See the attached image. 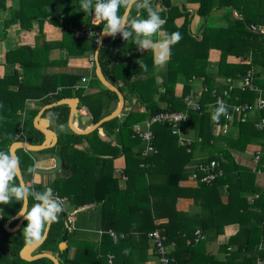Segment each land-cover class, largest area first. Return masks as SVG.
Returning <instances> with one entry per match:
<instances>
[{"label":"trees","instance_id":"obj_1","mask_svg":"<svg viewBox=\"0 0 264 264\" xmlns=\"http://www.w3.org/2000/svg\"><path fill=\"white\" fill-rule=\"evenodd\" d=\"M159 1L166 31L179 32L182 36L172 46L170 60L162 70L155 72L151 51H138L133 40L124 41L119 34L114 39H104L98 53L104 78L122 93L124 100L135 97L143 110L129 111L122 120L116 117L87 135H76L67 127L69 109L53 107L45 110L43 116L55 114L51 121L58 137L56 145L40 152L17 151L24 183L37 191L45 188L31 183L32 173L27 169L34 167L33 155L61 156L64 149L71 151L70 158L59 169L60 176L49 187L77 210L74 214L77 216H73L71 224L64 207L59 222L51 225L46 239L36 250V253L54 254L59 264H109V255L111 264H129L126 254L147 251L149 247L157 257L147 238L155 229L165 237L168 257L175 264H200L199 257L203 255L208 256L203 264H230L235 255L241 258L240 264L264 261V187L256 183V171L264 170V130L256 127L264 119V105L261 109L255 107L259 96L264 100V34L258 30L264 23V0H187L199 4L197 14L204 20L199 28L203 29L201 39L188 31L187 17L180 26L175 24V19L183 15L182 10L170 0ZM4 9L9 10L2 23L4 30L18 25L28 31L37 23L39 33L32 44L8 49L0 64L4 68L0 74V151L8 150L15 141L41 143L43 136L33 127L40 108L29 107L27 102L45 106L71 96L81 74L66 70L68 59L91 55L103 27L92 13L81 11L80 0H0V10ZM213 9L228 10L224 26L207 25ZM232 9L240 18L233 17ZM139 14L147 17L146 10H139ZM137 15L133 8L129 18ZM44 23L59 29L60 35L47 39ZM76 29L92 31L93 35L75 36ZM210 49L220 51L216 63L208 61ZM49 50L56 53L49 55ZM61 53H65L64 57ZM230 57L238 61L231 62ZM138 60L147 65V71L139 68ZM246 78L248 85L242 82L236 85ZM94 79L98 82L95 76ZM196 82L202 89L199 94L194 90ZM178 83L182 84L180 96L175 94ZM76 96L91 115L92 124L109 115L112 105L118 102L116 94L104 86ZM185 98L199 105L198 110H188L187 120L179 125L194 132L192 141L179 144V137L171 134L170 126L151 123L156 152L143 155L145 145L134 136V126L162 112L185 110ZM217 99L226 105L250 107L233 115L226 133L217 131L224 122L223 115L218 121L211 119ZM99 129L108 137L114 136L115 145L101 141ZM253 142L259 147L251 154L252 165L240 164L235 156L249 150ZM256 151L260 159L255 162ZM119 154L125 159L121 175L112 166L113 158ZM210 162L217 165L212 172L213 180H198L196 187L182 186L193 175L200 179L203 176L200 167ZM121 176L126 178L124 187L118 183ZM188 197L200 198L197 202L200 211L195 216L176 208L179 198ZM34 203L29 197L28 208ZM20 208L21 203L15 200L0 205V264H53L47 258L31 262L19 258V251L26 243L21 231L27 221L15 233L5 231L3 224ZM91 208L95 210L89 211ZM82 215L89 220L82 219ZM159 221H166V225L159 226ZM235 223L236 234L219 246L228 257L218 262L206 246L216 242L226 226ZM15 224L16 221L11 226ZM108 231H113L116 237H110ZM196 231L200 233L197 241ZM62 241L68 249L60 252L58 246ZM69 247L74 248L72 257Z\"/></svg>","mask_w":264,"mask_h":264},{"label":"crops","instance_id":"obj_2","mask_svg":"<svg viewBox=\"0 0 264 264\" xmlns=\"http://www.w3.org/2000/svg\"><path fill=\"white\" fill-rule=\"evenodd\" d=\"M170 2L172 5L176 6L178 9L183 11V15L181 17L175 19V21H174L175 24L177 26H180L184 22L185 18L187 17V19L189 20L188 31L192 35L197 36L198 39H201V34H202L203 29L200 30L199 28H200L201 23H204V20L197 14L199 4L198 3H189V2H187V0H170ZM153 3L156 6V10L158 12L162 10L161 1L153 0ZM12 4H13V2H12ZM10 5H11V1L8 2V7ZM182 7H183V9H182ZM217 10L218 9H213L212 13L217 11ZM231 11H232L234 18H240L239 14L235 10L232 9ZM8 15H9L8 9H4L3 13L0 15V44H5L4 36L5 35L7 36L8 35L7 33H14L17 31H18V33L15 36H17L19 38V40L21 41L17 46H20L23 44H32L34 42L35 36L39 33V26L37 25V23H34L32 25L31 30H29V31H25V30L20 29L18 25H13L6 30H4L3 28L1 29V27H3L2 26L3 20L5 18H7ZM164 28H165V25H164ZM258 28L260 29V32H262L264 34V23H261L258 26ZM43 31L45 32L47 39H51L55 34L58 36L60 35L59 29L53 28L52 26L48 25L47 23H44ZM75 31H79V30L76 29ZM8 49H10V48H8ZM8 49L6 47L5 50L0 51V64L4 62L5 53ZM91 55H93V53ZM91 55L89 54L85 57H79V58L74 57V58L68 59L66 70L74 72V73H80L81 79L72 88V91H71L72 95L65 97V98H70V97L78 98L76 96V94H78V93L85 94L88 91L100 90L101 86H103L102 84L99 85L97 82H93L94 76L96 78V75H95L94 62L90 61ZM219 59H220V51L216 50V49H210L208 52V61L211 63H216ZM229 61L237 62L238 59H236L234 57H230ZM164 66L165 65H163V66L155 65V72H159L160 70H162L164 68ZM3 71H4V68L1 67L0 68V74H2ZM82 79H84V81H82ZM157 81H158V83L160 82L159 77H157ZM240 83H241V81L236 83V85L240 86L241 85ZM194 90L196 93L199 94L202 89L198 87V84H195ZM181 92H182V84L178 83L175 86L176 96H180ZM78 100H79V98H78ZM34 103L35 102H32V101L27 102V104H29V107H32V108L36 107V108L41 109L43 107V106H40L39 104H34ZM116 107H117V103L115 105L113 104L111 107V112H113L116 109ZM78 109H79V111H82L83 109H85V110H83L84 112L87 111V109L85 107L81 106L80 102H79ZM142 110H143V106L141 104L137 103V99L135 97H129L127 100H124L123 109L117 118L122 120L124 118V116L126 115V113H128L129 111H142ZM43 114H42V116H43ZM43 117H46V116H43ZM46 118H48V117H46ZM83 125H84L83 127L85 128L87 124H83ZM53 126H55V123L50 120V127L52 128ZM75 126H77V125H75ZM229 130H230V128H229ZM217 131H221L219 126L217 128ZM178 137H179L178 143H179L180 139L182 141L189 142V141H192V139L194 137V132L192 130L187 129L186 127L182 126L179 128ZM98 138L101 141L105 142L109 146L115 145V142H114L115 137L114 136L108 137L107 134L103 131V129L98 130ZM95 143H97V141ZM83 145L86 147L87 146L86 142H84ZM258 147H259V145L257 144V142H255V143L253 142L251 145L248 146L249 150H251L252 153L256 149H258ZM251 154L248 155L245 152L243 154H238L235 157H236V160H238V162L240 164L252 165ZM55 156H57V155H52L50 153L49 154L36 153L35 155H33V159H34L33 160L34 161V167L33 168L35 169V171L31 175V183L37 184L41 188H45V189L50 188L49 186L51 185L53 180L60 176V171L58 170L57 172H55L53 174H47V175L44 174L43 175V174H38L37 170L52 168L55 165V163H54V157ZM70 156H71L70 149H64L62 151V155L59 157L61 158L62 163H63V161L65 159H69ZM112 166H113L114 170L117 172V174L121 175L122 170L125 167L124 156L122 154H119L118 156L114 157L112 160ZM125 179L126 178L124 176H121L119 178V182H118L119 186H121V187L125 186V183H124ZM198 180L200 181V179L190 178L187 181H185L184 183H182V186L196 187L197 183L199 182ZM256 183L259 186L264 187V177L262 175H258L257 179H256ZM223 200L225 201L224 198H223ZM198 201H200V198H197V199H193V198H189V197L188 198H179L177 200V203H176V208L179 211H183V212H186L187 214H190V216H193V215L195 216L200 211L199 204L197 203ZM65 204H66V202L64 200V207H65V209L68 210L67 212H69V214L72 216H77V215H74L77 212V210H75L73 207L68 208V207H66ZM94 210H95V208L89 209V211H94ZM81 218H85V217L82 215ZM85 220H89V219L85 218ZM85 222H87V221H85ZM16 223H17V221H16ZM11 224L9 225L10 228H12L16 225L15 224L14 226H11ZM157 224L159 226H165L166 221H159V222H157ZM82 229L84 231H89L86 228H82ZM237 230H238V224H236V223L226 226L224 228L223 234H221L217 237L216 242L208 244L206 246V250L213 254V257L216 259V261L222 262L226 259V257H228V253L219 250V246L225 245L227 243L228 239L236 234ZM95 231H96V229H95ZM21 232L23 233V230ZM93 232H94V230H93ZM95 233H97V231ZM67 249H68V245H67ZM36 250L32 254H35ZM203 251H204V249H203ZM73 253H74V248L69 247V256L72 257ZM52 255H54V254H52ZM110 257L111 256L109 255L108 256V263H109ZM126 257L129 258V261H128L129 264H160L157 257L153 254L152 249L150 247L148 248L147 251L130 252L129 254H126ZM204 257H206V256L203 255V257H199L200 258V264L204 263V261H203ZM235 257H236V259L230 264H240L241 258H239V256L237 257V255H235ZM206 258H208V256ZM205 264H210V263L206 262Z\"/></svg>","mask_w":264,"mask_h":264},{"label":"clouds","instance_id":"obj_3","mask_svg":"<svg viewBox=\"0 0 264 264\" xmlns=\"http://www.w3.org/2000/svg\"><path fill=\"white\" fill-rule=\"evenodd\" d=\"M80 8L85 14L94 12V20L103 23L101 37L114 39L119 34L124 41L133 40L138 51L152 52L155 65H165L170 60L172 46L182 39L179 32L166 31V20L156 10L153 0H95L94 4L93 0H80ZM133 8L138 15L130 19ZM141 9L147 11L146 18L139 14ZM137 63L139 68L148 70L141 60ZM54 115L50 112L48 118L51 120ZM222 115L227 118L228 106L218 100L211 119L218 121ZM60 128L63 130L62 125ZM27 171L33 173L35 169L29 167ZM21 175L20 158L12 148L0 151V205L11 204L13 200L21 203L17 216L27 221L23 229L25 242L37 246L45 239L51 225L59 222L64 206L62 198L51 188L37 191L24 182L16 183ZM29 197L36 201L31 208L27 207Z\"/></svg>","mask_w":264,"mask_h":264},{"label":"water","instance_id":"obj_4","mask_svg":"<svg viewBox=\"0 0 264 264\" xmlns=\"http://www.w3.org/2000/svg\"><path fill=\"white\" fill-rule=\"evenodd\" d=\"M101 34V32H100ZM98 35L97 40H96V46L93 51V62L95 66V75L96 78L99 80V82L108 90L112 91L113 93L116 94L117 96V107L116 109L111 112L109 115L104 116L101 118L98 122L92 124L91 121V115L86 111L84 112L83 109L82 111H79L78 106H79V100L76 97H70V98H62L54 103L48 104L43 106L36 116L33 119V127L42 134L43 139L40 144H30L28 141H15L10 144L9 148L11 147L12 150L15 152L18 150H23L25 152H40L43 150H47L50 148H53L58 140L57 134L55 131L50 127V120L46 117H43L42 114L45 112L47 109H51L53 107H59V106H65L69 109L68 113V119H67V127L68 129L76 134V135H87L93 131H95L101 124L105 122H109L112 119L118 117L123 109L124 106V98L122 93L111 83H109L104 76L102 75L101 68L98 62V53L101 48L102 42L106 38H111V37H101V35ZM118 35V34H117ZM83 124H87L86 127L84 128ZM77 125V126H75ZM8 148V149H9ZM54 163L55 165L52 168L49 169H41L37 170L38 174H53L57 172L61 165H62V160L59 156L54 157ZM19 182H24L22 175L20 176L18 183ZM27 207H28V202H27ZM17 221L16 225L12 228L9 227V225ZM25 220L22 217H18L17 214H15L13 217H11L9 220H7L3 228L5 231L9 233H15L17 232L20 227L22 226L23 222ZM49 231V230H48ZM48 235V233H47ZM47 237V236H46ZM45 237V239H46ZM44 239V240H45ZM44 240L37 246H30L28 244H24V246L21 248L19 251V258L23 261L26 262H31L40 258H47L49 259L53 264H59L58 259L50 254V253H35L32 254L43 242ZM59 251L63 252L67 249V244L65 241H62L59 243Z\"/></svg>","mask_w":264,"mask_h":264},{"label":"built area","instance_id":"obj_5","mask_svg":"<svg viewBox=\"0 0 264 264\" xmlns=\"http://www.w3.org/2000/svg\"><path fill=\"white\" fill-rule=\"evenodd\" d=\"M254 30H257L253 28ZM260 31V29L258 28ZM93 33L92 31H85V32H76V36H80L82 38H88L92 36ZM98 36V35H97ZM90 61L93 62V55L90 57ZM84 81V79H82ZM244 85H248L249 79H243L241 81ZM60 90V88L58 89ZM220 99H217V101ZM221 101V100H220ZM184 103L186 105V109L183 111H174V112H162L154 117H152L150 120L145 121L142 123L144 126L143 128H140V124H137L134 126L133 131H134V136L138 137L143 143H144V150H143V155H146L147 153L150 152H156V149L153 147V134L150 131V124L151 123H163L167 124L171 128V134L172 135H178L179 134V125L183 122H185L188 118V110H198L199 105L196 103V101L192 100L191 98H185ZM217 104V102H216ZM225 104V103H224ZM226 105V104H225ZM264 105V100L261 96H259L256 99L255 107L258 109H261ZM228 106V116L227 118L224 116V122L220 126L221 132L226 133L227 130L229 129L230 123L232 122L233 115L234 114H240L243 113L244 111L248 110L250 107L246 104L244 105H227ZM256 127L259 130H264V119L261 120L259 124L256 125ZM22 134V133H21ZM179 144H183V141L180 139ZM254 156V161H258L260 159V154L259 151H256ZM215 162H210L209 165L201 166L200 170L203 172V176L200 178L201 182H210L215 178V174L212 173L214 167H216ZM256 174L262 175L264 177V170H257ZM192 179H197L196 175H193L191 177ZM63 206H64V199H62ZM64 209V207H63ZM68 220L71 221V224L74 221V217L72 215L68 216ZM110 237L115 238L116 234L113 231H108L107 232ZM98 234H102L101 231L98 232ZM199 231H196L195 235L196 238L195 240L200 237L199 236ZM123 237V235H121ZM147 238L150 240L151 245L154 247L155 252L157 254V259L160 264H175L173 259H170L168 257V250L164 244L165 237L158 231V230H153L150 233H148ZM109 263L111 264V260L109 259ZM256 264H264V261L261 259H258L256 261Z\"/></svg>","mask_w":264,"mask_h":264},{"label":"rangeland","instance_id":"obj_6","mask_svg":"<svg viewBox=\"0 0 264 264\" xmlns=\"http://www.w3.org/2000/svg\"><path fill=\"white\" fill-rule=\"evenodd\" d=\"M4 10H0V15L3 13ZM228 13V10L226 9H218L217 11L213 12L210 14L209 18H207V25L209 26H224L226 24V19H225V15ZM91 16H93L94 18V12L91 14ZM2 29V27H1ZM29 31V30H28ZM44 32V31H43ZM75 32H81V31H75ZM17 32L14 33H7L8 35L4 36V40H5V44H0V51L1 50H5V48H13L15 46H17L21 41L19 40V38L17 36H15ZM45 33V32H44ZM74 35L76 36V33H74ZM56 52H54L53 50H49V55H54ZM65 53H61L60 56L64 57ZM79 58V57H76ZM97 83L100 85L101 83L99 82V80L97 79ZM93 82H96L95 79H93ZM194 84H198V87H200V84L198 82L194 83ZM242 84V83H240ZM144 126L141 124L140 128H143ZM245 152L250 155L252 153L251 150H245ZM17 155V153H16ZM19 157V156H18ZM66 207L69 208V204H65ZM85 220V218H82ZM91 220V219H90Z\"/></svg>","mask_w":264,"mask_h":264}]
</instances>
